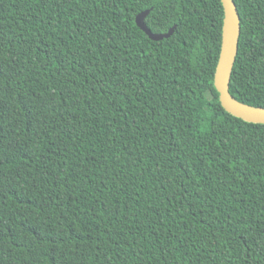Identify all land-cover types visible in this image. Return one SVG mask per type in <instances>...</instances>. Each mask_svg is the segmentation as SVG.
I'll list each match as a JSON object with an SVG mask.
<instances>
[{"label": "trees", "instance_id": "16d2710c", "mask_svg": "<svg viewBox=\"0 0 264 264\" xmlns=\"http://www.w3.org/2000/svg\"><path fill=\"white\" fill-rule=\"evenodd\" d=\"M233 1L229 93L264 109V0ZM223 19L220 0H0V264H264V125L219 102Z\"/></svg>", "mask_w": 264, "mask_h": 264}, {"label": "water", "instance_id": "95a60500", "mask_svg": "<svg viewBox=\"0 0 264 264\" xmlns=\"http://www.w3.org/2000/svg\"><path fill=\"white\" fill-rule=\"evenodd\" d=\"M223 6L224 19L222 26V42L218 63L214 74V87L219 95L221 107L231 116L246 123L264 125V109L255 108L238 102L229 93V84L236 61L240 37V17L233 0H220ZM148 12L136 16V26L152 41L167 39L173 33L156 35L144 24Z\"/></svg>", "mask_w": 264, "mask_h": 264}]
</instances>
